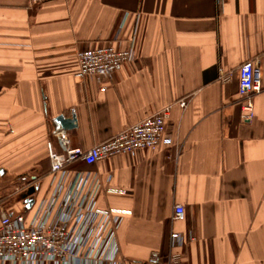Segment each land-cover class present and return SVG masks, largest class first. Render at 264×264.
Listing matches in <instances>:
<instances>
[{"label":"crops","instance_id":"crops-1","mask_svg":"<svg viewBox=\"0 0 264 264\" xmlns=\"http://www.w3.org/2000/svg\"><path fill=\"white\" fill-rule=\"evenodd\" d=\"M263 27L264 0H0L5 212L50 196L48 142L60 151L53 130L87 149L170 106L171 145L75 165L98 175L96 205L120 213L121 263L150 264L152 251L164 261L171 233H192L179 264H264ZM96 43L135 51L103 87L75 76L76 49ZM259 55L262 87L244 122L238 67ZM59 116H73V126L62 128ZM21 189L26 200H14ZM175 204L182 219H172Z\"/></svg>","mask_w":264,"mask_h":264},{"label":"built area","instance_id":"built-area-1","mask_svg":"<svg viewBox=\"0 0 264 264\" xmlns=\"http://www.w3.org/2000/svg\"><path fill=\"white\" fill-rule=\"evenodd\" d=\"M54 0H28L30 6ZM70 1V0H63ZM117 49L111 43H96L75 51L79 79L92 75L103 87L123 64L131 62L135 51ZM264 53V27L262 33ZM260 55L244 61L238 67L241 99V119L249 122L254 117L253 96L261 91ZM220 81L230 79V73H220ZM186 100L178 101L186 107ZM170 106L148 115L105 140L84 149L72 146L62 129L51 133L60 146L55 151L48 142V158L53 188L48 198L17 215L7 214L0 194V264H122L118 257L116 230L120 213L96 205L101 183L96 173L75 165H92L114 155H129L136 150L171 145L166 135ZM182 204L173 206V220L184 217ZM192 233H171L172 252L163 261L158 251H152L150 264H179L182 248Z\"/></svg>","mask_w":264,"mask_h":264},{"label":"water","instance_id":"water-1","mask_svg":"<svg viewBox=\"0 0 264 264\" xmlns=\"http://www.w3.org/2000/svg\"><path fill=\"white\" fill-rule=\"evenodd\" d=\"M56 120L59 122L60 126L65 129V128H71L74 124L75 119L73 116H71L70 118L59 116L57 117Z\"/></svg>","mask_w":264,"mask_h":264},{"label":"rangeland","instance_id":"rangeland-1","mask_svg":"<svg viewBox=\"0 0 264 264\" xmlns=\"http://www.w3.org/2000/svg\"><path fill=\"white\" fill-rule=\"evenodd\" d=\"M15 190H17V187H11V189H8V191L10 192H12V191H15ZM5 193H8L7 191H5ZM27 195H28V191L27 190H25V189H21L20 191H18V192H16L15 194H14V197H13V199L14 200H19V201H21V200H26V198H27Z\"/></svg>","mask_w":264,"mask_h":264}]
</instances>
